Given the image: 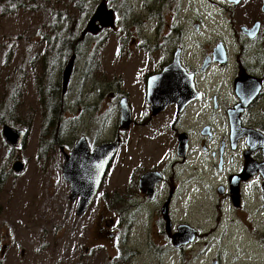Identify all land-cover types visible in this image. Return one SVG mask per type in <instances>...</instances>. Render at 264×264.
I'll use <instances>...</instances> for the list:
<instances>
[{"label": "flooded vegetation", "instance_id": "af4514ba", "mask_svg": "<svg viewBox=\"0 0 264 264\" xmlns=\"http://www.w3.org/2000/svg\"><path fill=\"white\" fill-rule=\"evenodd\" d=\"M100 4L110 12V26L128 27L123 47L127 55L139 52L140 70L132 72L133 82L130 72L129 79L107 82L109 99L93 115L105 124L102 107L111 110L118 95L114 138L93 140L84 130L66 142L61 133L62 178L67 182V155L83 138L90 153L121 140L99 192L106 182L112 187L119 167L134 163L138 174L115 188L125 192L108 188L104 198L98 192L81 216V199L72 198L67 182L68 216L74 209L72 218L79 220L98 207L88 229H81L88 230V241L94 234L85 253L78 236L72 241L74 264H96L102 254L108 255L106 264H192L203 258V264H264V0H104L95 11ZM131 26L151 31L137 28L135 34ZM96 51L89 54L85 74L91 67L95 75ZM73 56L70 79L61 90L67 106L64 94L84 57ZM67 61L48 64L50 91L58 90L54 79L59 72L63 76ZM139 86L144 96L136 92ZM124 115L130 119L127 130L121 129ZM100 130L106 131L105 125ZM45 153L39 155L49 158ZM198 210L204 211V228L196 220ZM201 239L200 252L190 260L188 252Z\"/></svg>", "mask_w": 264, "mask_h": 264}, {"label": "rangeland", "instance_id": "374dc122", "mask_svg": "<svg viewBox=\"0 0 264 264\" xmlns=\"http://www.w3.org/2000/svg\"><path fill=\"white\" fill-rule=\"evenodd\" d=\"M77 1L79 0H50V3L47 2L48 7L38 12L23 11L5 17L0 14V110L6 107L8 113L13 103L15 105L6 115L5 124L0 128V264H60L62 262L74 264L77 252L75 248L73 249L75 243L72 241L79 237L81 252L84 254L85 247L91 244L94 237L91 233L88 241V230L84 233L81 229L84 225L83 229H88L97 215L98 207L94 206L79 220L72 218L76 217L74 209L70 213L71 216L67 215L72 208L69 209L68 184L61 173V159L58 155L60 144H57L59 141H55V150H47L45 153L49 158H46V155H39L43 122L41 98L37 90L40 71L30 63L36 54L47 49V46L41 45V33L51 37L56 35L51 28L57 22L58 12H67L71 18L70 26H77L79 32L83 34L88 30V23L94 16L97 5L104 0H87V6L83 5L84 11L76 5ZM61 26L67 24L63 23ZM132 28L135 34L138 32L137 28L144 34L151 31L150 26H131ZM127 31V26H115V28L108 27L105 33L92 34L88 31L85 35L88 41L83 50L84 57L75 64L70 88L64 94L68 100V109L63 112L60 132L63 133L66 142L77 131L84 130H87L93 140H107L111 135L112 138L115 137V125L119 122L118 99H116L118 95L112 97L111 110L102 107V118L106 115L105 124L103 119L99 121L100 124L93 115L98 106L104 102L103 99H109L107 96L109 90L105 94L107 82H111L112 86L124 78L126 80V77L129 79L128 72L131 73L130 80H135L136 77L132 78V72L134 71L135 74L140 70L139 56L136 61L139 52L127 55L123 47V39L128 37ZM95 49L97 50L96 67L95 75L92 76L91 67L86 74L85 71L88 67L89 54L90 52L93 54ZM69 60L64 63L65 66L71 61ZM63 65H60V68ZM54 81L62 90L61 72L56 74ZM125 86L128 91L131 89L130 86L126 84ZM136 92L144 96L141 86L137 87ZM98 98L102 101H98ZM135 115L139 120L141 111H136ZM90 121L98 123L96 126H89ZM5 125L28 132L21 147L13 148L5 142L3 137ZM104 125L106 131L100 130ZM136 142H131L129 145L132 147ZM123 151L124 149L117 157H120ZM19 154L22 160L26 161V166L23 172L17 174L13 170V165ZM134 155H136L135 149ZM136 166L130 163L124 169L119 167L114 172L112 187L106 182L98 197L104 198L108 188H113L115 192L120 190L115 188L132 182L138 174ZM131 169L133 175L130 173ZM120 191L125 192V189ZM66 215L68 217L65 218ZM195 215L196 220L204 228V211L201 213L198 210ZM135 242L138 240L135 239ZM201 244L202 239L192 251L188 252L192 255L190 260L198 255ZM107 256L102 254L95 263L106 264ZM85 260L88 261L89 258L85 257ZM203 263L204 258L192 264Z\"/></svg>", "mask_w": 264, "mask_h": 264}, {"label": "trees", "instance_id": "16d2710c", "mask_svg": "<svg viewBox=\"0 0 264 264\" xmlns=\"http://www.w3.org/2000/svg\"><path fill=\"white\" fill-rule=\"evenodd\" d=\"M73 1V0H72ZM47 2L50 0H0V14L2 17L15 15L19 12L30 11L38 12L47 6ZM76 5L83 9L87 6V0H79ZM86 9V8H85ZM87 11H89L87 9ZM71 18L67 12H58L57 22L55 26L51 28L56 32L54 37L46 33H41L40 39L42 43L47 46L45 51H41L36 54L32 59V65L38 67L40 71L38 82V93L40 95V102L42 107V136L40 138V152H47V150H55V141L61 140V120L64 110L68 109L66 103L63 100L61 87H57L58 90L50 91L52 86V73H49L48 64H56L57 60H67L74 54L79 58L84 56L83 50L85 48L87 39L80 41L83 37L79 32L77 26H70ZM66 23L67 26H61ZM45 41H47L45 43ZM46 56L49 59H46ZM45 57V58H43ZM42 59V60H41ZM41 62L39 63V61ZM16 95L13 97L15 99ZM14 103L8 113L14 108ZM6 107L0 110V128L5 124ZM57 144H62V143Z\"/></svg>", "mask_w": 264, "mask_h": 264}, {"label": "water", "instance_id": "95a60500", "mask_svg": "<svg viewBox=\"0 0 264 264\" xmlns=\"http://www.w3.org/2000/svg\"><path fill=\"white\" fill-rule=\"evenodd\" d=\"M110 25H113L110 12L107 11L104 4H100L88 23V30H86L82 36L84 37L88 31L92 34H96L108 27L115 28V26ZM74 59L75 56H73L63 74L64 87L67 86L70 79L74 66ZM129 125L130 119L127 115H124L123 121L121 122V129L127 130L130 127ZM27 133L28 132L23 129H17L10 125H5L3 127L5 142L13 148L22 146ZM120 145L121 140L118 139L113 143H104L97 147L93 153H90V148L86 139L83 138L70 155H67L68 161L65 165L63 175L65 180L71 185L72 198L78 196L81 199L77 211L79 216L86 213L92 201L97 196L102 177L110 163V159ZM24 167V162H22V160H17L13 165V170L15 173L20 174L23 172Z\"/></svg>", "mask_w": 264, "mask_h": 264}]
</instances>
